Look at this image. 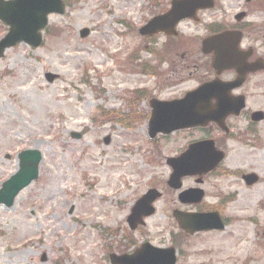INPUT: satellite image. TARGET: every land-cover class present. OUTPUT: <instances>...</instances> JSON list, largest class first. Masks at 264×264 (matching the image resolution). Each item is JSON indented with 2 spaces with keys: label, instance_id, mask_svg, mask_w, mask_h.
Here are the masks:
<instances>
[{
  "label": "rangeland",
  "instance_id": "1",
  "mask_svg": "<svg viewBox=\"0 0 264 264\" xmlns=\"http://www.w3.org/2000/svg\"><path fill=\"white\" fill-rule=\"evenodd\" d=\"M162 1L166 7L171 2ZM150 17L148 0H69L64 15H50L49 27L60 29L58 35H45L37 49L18 44L0 58V186L18 170L20 151L36 148L44 157L38 180L12 207L0 205V264H56L61 258L64 264H111L106 255L133 232L127 224L132 206L152 188L163 197L134 236L160 246L171 241L170 233L177 231L172 213L182 206L179 191L166 183L171 175L166 159L180 149L163 138L149 140L142 113L150 98L130 99L138 89L168 99L194 87L193 64L182 55L200 46L192 38L187 47L175 39L168 52L175 63L161 78L143 75L139 64L153 57L142 50L133 62L132 55L145 46L138 29ZM85 28L91 33L82 37ZM181 29L189 36L195 31L192 23ZM4 34L0 27V38ZM49 72L58 75L50 83ZM254 104L264 110V99ZM105 110L131 115L132 125L110 120ZM261 125L264 132V121ZM74 132L83 138H73ZM231 149L233 168L256 160L255 152L235 142ZM257 158L261 181L253 187L233 176L206 179L202 187L210 203L235 194L223 212L228 227L194 238L178 264H264L262 145ZM196 184L185 181V187Z\"/></svg>",
  "mask_w": 264,
  "mask_h": 264
},
{
  "label": "flooded vegetation",
  "instance_id": "2",
  "mask_svg": "<svg viewBox=\"0 0 264 264\" xmlns=\"http://www.w3.org/2000/svg\"><path fill=\"white\" fill-rule=\"evenodd\" d=\"M214 1V7L200 9L194 19L185 20L179 26L181 36L179 35L177 43L187 47L191 45L192 38L200 46L192 53L182 55L193 64V71L189 74L190 78L195 79L196 85L168 99L162 97L160 93L152 94L157 99H177L187 91L201 87L202 84H214V96L209 98L210 104L217 112L224 110L231 112L226 117V125L230 129L222 132L215 124H209L196 132L198 136L188 141H193L194 138L214 139L217 147L229 157L234 152L231 149L233 142L237 144V148L247 153L255 152V161L238 162L242 177L245 173L256 172L255 166L259 164L257 158L259 145L264 146V132L257 128L258 122L250 120L254 112L264 111L254 104L256 99H264V0ZM188 23H192L195 29L191 37L181 29V26ZM156 38L160 40V49L157 52H150L154 61L149 65L153 74L159 76L171 62L175 63L174 60H169L171 58L168 54L173 49L175 39L159 34L150 40ZM205 39H211L212 42L204 50ZM216 130L220 136L214 135ZM186 133H192V130L181 132Z\"/></svg>",
  "mask_w": 264,
  "mask_h": 264
},
{
  "label": "water",
  "instance_id": "3",
  "mask_svg": "<svg viewBox=\"0 0 264 264\" xmlns=\"http://www.w3.org/2000/svg\"><path fill=\"white\" fill-rule=\"evenodd\" d=\"M183 1V0H182ZM197 0H188L186 5L189 4L190 8L195 6ZM182 5V4H181ZM64 6L62 0H14L5 1L0 0V19L5 21L10 26V32L0 42V56L3 55L5 49L10 46L16 45L17 42L24 41L30 43L32 46L37 47L42 42L40 29L44 28L48 22V13H64ZM192 6V7H191ZM189 8V7H188ZM173 13L166 17H157L150 24L142 28L141 33L152 34L157 29L161 28L160 24L169 23L170 27H174L181 17H184L180 11V5H176ZM163 20V21H160ZM167 23V24H168ZM88 34V31H82V36ZM56 76L49 73L47 78L52 81ZM202 88L191 92V95L180 101H172L170 103H160L155 105V111L150 119L149 124L150 136L154 137L158 133H171L174 129L192 127L197 125H205L209 121H214L211 116L215 112L194 110L195 114L184 115L186 106L192 105L191 99H200ZM191 103V104H190ZM159 105V107H158ZM203 107L208 106L207 103L202 104ZM209 107V106H208ZM161 110H160V109ZM164 110V111H162ZM162 111V112H161ZM219 122V119H216ZM74 136L80 138L79 134ZM108 142V139H106ZM211 141H204L193 144L189 151L184 153L178 159H169L168 162L173 168V174L168 181V184L173 188H180L182 186L181 179L185 175L205 174L213 168L220 161L214 147L211 146ZM212 149V150H211ZM20 170L13 175L9 181L3 184L0 190V204L4 203L6 206L11 207L14 204L15 197L21 192L22 188L28 186L38 176L39 164L42 161L41 152L37 150H27L19 156ZM187 194V192H185ZM191 194V191H188ZM185 196H183L185 199ZM160 193L152 189L145 194L140 201L135 205L131 216H129V223L131 229H134L136 222L141 221L142 215L149 216L153 214L155 208L151 206L153 201L159 198ZM179 216V212H175ZM194 222L193 229H219L224 228L222 225L219 214H207L204 217H197ZM181 226H186V220L181 217ZM114 262L118 264H175V257L173 249H159L152 247L149 243H145L142 248L137 249L132 255H123L116 257Z\"/></svg>",
  "mask_w": 264,
  "mask_h": 264
},
{
  "label": "trees",
  "instance_id": "4",
  "mask_svg": "<svg viewBox=\"0 0 264 264\" xmlns=\"http://www.w3.org/2000/svg\"><path fill=\"white\" fill-rule=\"evenodd\" d=\"M57 264H62L60 261H58V263Z\"/></svg>",
  "mask_w": 264,
  "mask_h": 264
}]
</instances>
